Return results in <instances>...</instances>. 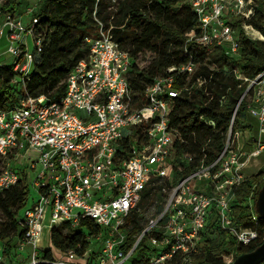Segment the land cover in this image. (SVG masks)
<instances>
[{"label":"built area","instance_id":"obj_1","mask_svg":"<svg viewBox=\"0 0 264 264\" xmlns=\"http://www.w3.org/2000/svg\"><path fill=\"white\" fill-rule=\"evenodd\" d=\"M6 2L0 0V36H6L14 56L12 83L23 81V92L11 108L0 106V192L24 179L26 163L40 168L34 181L37 199L23 215L18 214L23 235L11 254L3 242L0 264H17L13 255L18 251L28 256L19 264H133L142 252L148 264H169L178 255L188 260L202 246L201 233L212 212L237 241L247 245L258 237L255 228L236 225L232 209L236 190L249 177L247 167L264 152V72L248 87L253 96L247 115L257 120V135L243 141L246 130L233 132L239 103L219 156L210 163L202 161L190 175L168 184L176 144L186 141L171 125L174 98L182 93L175 86L176 75L191 76L197 65L189 61L168 68V74L156 77L136 97L128 81L132 57L101 24L95 35L86 38L89 53L71 67L63 93L33 97L26 92L25 80L43 46L40 21L33 15L39 2L27 7L29 24L21 16L4 13ZM189 2L198 16L199 32L192 30L188 36L206 50L217 45L231 57L240 54V30L232 14L241 19L245 34L256 39V29L247 23L255 14L256 0ZM236 73L242 77L239 70ZM204 82L197 79L199 86ZM149 187L156 191L161 187L165 200L151 205L155 212L126 251V220L133 211H140ZM253 196L254 191L249 204L257 222ZM83 220H91L100 229L88 234L86 251L51 247L53 228L78 227ZM156 229L161 236L152 234ZM93 239L102 240L97 255L91 248ZM48 251L53 258L45 256Z\"/></svg>","mask_w":264,"mask_h":264},{"label":"trees","instance_id":"obj_2","mask_svg":"<svg viewBox=\"0 0 264 264\" xmlns=\"http://www.w3.org/2000/svg\"><path fill=\"white\" fill-rule=\"evenodd\" d=\"M256 2L255 14L247 23L264 34V0ZM103 4L104 0H41L33 15L40 21L43 46L33 72L25 80L26 92L33 97L43 94L59 97L65 89L71 67L89 53L86 38L95 35L101 24L104 29L111 30L122 49L132 57L128 81L136 97H140L156 77L168 74V68L193 61L197 65L194 74L176 75L175 81L182 93L174 98L171 125L181 131L186 141L176 144V157L167 183H177L190 175L202 161L210 163L219 156L239 103L233 132L250 128L247 111L253 91L248 87L264 72V40L248 37L242 21H234V26L240 30V58L234 59L221 46L214 45L211 50H206L195 39L189 38L190 31L199 32V19L189 0H119L116 12H107L110 5ZM19 5V0H7L3 10L20 13ZM258 30L253 33L257 38H264ZM142 54L152 57L145 67L137 63ZM236 70L242 73V77L237 76ZM199 77L205 80L201 86L197 83ZM15 78L13 64L0 63V106L3 108H11L22 95L20 85L23 81H19V85L13 84ZM124 156H127L126 152ZM260 176L264 177V168L247 177L238 187L232 209L237 226L258 231L254 241L247 245L237 241L229 230L221 227L214 213L215 220L209 222L201 233L203 243L199 251L188 255V260L185 255H178L169 264H189L190 261L192 264H228L223 254L235 253L237 256L262 244L264 219L259 217L256 222L249 204L254 191L256 212L255 202L264 178L254 187ZM25 180L26 173L20 182L0 192V212L5 217V221L0 222V240L5 243L8 254L15 251L16 241L23 235L18 214L28 201ZM160 188L157 191L147 188L140 208L146 200L150 202L156 196L162 197ZM143 217L141 211L136 210L127 218L126 251L143 229ZM99 230L91 220H83L78 227L63 224L51 230L50 244L59 250L76 249L83 253L90 247L88 234ZM152 234L161 236V231L156 229ZM45 256L53 258L52 251ZM141 256L133 264H148L146 254L142 252Z\"/></svg>","mask_w":264,"mask_h":264},{"label":"rangeland","instance_id":"obj_3","mask_svg":"<svg viewBox=\"0 0 264 264\" xmlns=\"http://www.w3.org/2000/svg\"><path fill=\"white\" fill-rule=\"evenodd\" d=\"M19 1H20V5H19L18 8H19V10L21 12L20 13L16 12V13H13V14L16 15V16H22L25 24H29L30 21H31V16L29 14H27V7L29 6V4H33V3L37 2V1L40 4L41 0H19ZM118 3H119V0H104V4L103 5H110V6H108L106 8L107 12H109V11H115L116 12ZM36 6L38 7L39 5H36ZM4 13H11V12H5L4 11ZM230 18H231L232 21L241 20V19H239V17H237L234 14L230 15ZM256 30H258V29H256ZM258 31H260V30H258ZM256 39L264 40V38L261 39V38H257V37H256ZM8 45L9 44H8L6 36L5 35L4 36H0V63L12 64L14 62V56L8 51ZM29 46H30V49L33 50L34 42H33L32 39L30 41V45ZM233 58L234 59H238V58H240V56L236 55ZM151 59H152V57L150 56V54H142L137 59V63L139 64L140 67H145V66L148 65V63L151 61ZM247 123L249 125H251V126L246 131H244V136L245 137L241 139L243 141L245 140L246 137H250L251 138V136H254V135L256 136L257 132H258V122L250 114H248V116H247ZM39 168L40 167L38 166L37 169H32L30 167V162L26 163V165H25V172H26L25 186H26V189H27L28 201H27L26 205H24L19 210V214L20 215H23L25 210H26V208L29 207L30 205H32L33 201H35L37 199V191H36L35 186H34V181L37 178V175H38V172H39ZM261 168H264V152L257 159L251 161L250 165L246 169V175L247 176H252L254 174H257ZM263 178H264L263 176H260L257 179V184H256L255 188L261 183V179H263ZM160 193L163 194V192H160ZM254 195H255V192H254ZM156 200H157V202L164 201L165 200V195L163 194L162 197L156 196L150 202H148V200H146L143 203V205H141L140 211H141V215L144 216L142 218V221H143L144 224H146L148 222V219L151 217L153 212H155L154 209L153 210L151 209V205L154 202H156ZM158 206H160V205L158 204ZM214 220H215V215H214V212H212L210 214V218L208 220V223L212 222ZM4 221H5V217L0 212V222H4ZM47 234L48 233L46 232V236H45L46 239H47ZM210 235L214 237V235L209 234V236ZM45 243H47V241H45ZM3 248H4L3 241H0V252H2ZM91 248L93 249L92 251L94 252V255L95 254L96 255L99 254L101 252V249H102V240L101 239H93L92 244H91ZM234 254L235 253L230 254V255L229 254H223L224 261L226 263L233 262V260L236 257ZM13 258L16 261H18V264H19L20 260L21 261H25V260L28 259V256H27V254L23 255L22 252L18 251L17 254L13 255Z\"/></svg>","mask_w":264,"mask_h":264},{"label":"water","instance_id":"obj_4","mask_svg":"<svg viewBox=\"0 0 264 264\" xmlns=\"http://www.w3.org/2000/svg\"><path fill=\"white\" fill-rule=\"evenodd\" d=\"M255 210L259 217L264 219V183L259 190ZM264 262V241L256 249L250 252L238 254L233 262L228 264H262Z\"/></svg>","mask_w":264,"mask_h":264},{"label":"crops","instance_id":"obj_5","mask_svg":"<svg viewBox=\"0 0 264 264\" xmlns=\"http://www.w3.org/2000/svg\"><path fill=\"white\" fill-rule=\"evenodd\" d=\"M20 12H21V11H20ZM21 17H22V16H21ZM23 255H24V254H23ZM20 261H21V260H20ZM20 261H19V262H20ZM15 263H16V262H15ZM12 264H13V263H12ZM17 264H18V262H17Z\"/></svg>","mask_w":264,"mask_h":264}]
</instances>
